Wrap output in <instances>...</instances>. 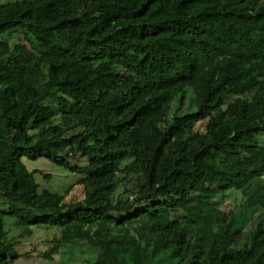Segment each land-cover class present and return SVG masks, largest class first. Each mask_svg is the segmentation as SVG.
Masks as SVG:
<instances>
[{"label": "trees", "instance_id": "16d2710c", "mask_svg": "<svg viewBox=\"0 0 264 264\" xmlns=\"http://www.w3.org/2000/svg\"><path fill=\"white\" fill-rule=\"evenodd\" d=\"M263 138L264 0L0 4V264L34 227L46 260L264 264ZM24 158L80 178L41 190Z\"/></svg>", "mask_w": 264, "mask_h": 264}, {"label": "rangeland", "instance_id": "374dc122", "mask_svg": "<svg viewBox=\"0 0 264 264\" xmlns=\"http://www.w3.org/2000/svg\"><path fill=\"white\" fill-rule=\"evenodd\" d=\"M15 1L17 0H0V4ZM24 163L29 171L39 172L37 181L41 190L61 194L80 178L45 159L28 160L24 158ZM78 193L77 191L73 192V199L77 198ZM228 197L225 202L227 208L237 210L241 203V195H228ZM0 207L5 208L2 203H0ZM7 222V227H9L11 222ZM11 236L21 241L19 249L24 255L25 261H19L18 264H90L94 257V250L91 248L66 244V247L59 254L53 255V259L46 260L45 253L53 249L61 240L60 231L56 228L34 227L27 229V232L14 231Z\"/></svg>", "mask_w": 264, "mask_h": 264}]
</instances>
